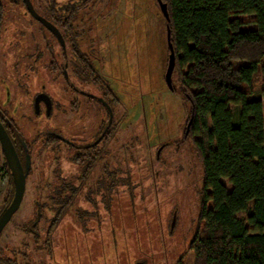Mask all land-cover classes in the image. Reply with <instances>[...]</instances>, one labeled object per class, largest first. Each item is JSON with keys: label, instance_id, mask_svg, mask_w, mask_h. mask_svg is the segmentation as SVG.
I'll use <instances>...</instances> for the list:
<instances>
[{"label": "rangeland", "instance_id": "1", "mask_svg": "<svg viewBox=\"0 0 264 264\" xmlns=\"http://www.w3.org/2000/svg\"><path fill=\"white\" fill-rule=\"evenodd\" d=\"M11 1L3 0L5 13L15 27L20 23L22 7L19 1L18 5L15 2L12 5ZM91 12L85 27L90 28L88 54L121 101L114 115L117 127L104 145V157L95 168L92 184L93 188L98 177L106 174V178L115 173L112 181H104L107 190L115 187L114 191L104 194L105 200L111 201V211L105 212L104 228L97 235L82 233L69 216L62 219L51 235L52 251L36 255L37 264H135L145 258L136 253L141 245L153 244L162 236L170 264H176L180 258H184L182 264H194L195 255L189 251V245L195 236L203 197V165L192 140L185 135L191 105L180 92L171 91L165 81L168 54L164 16L157 0H103L98 9ZM7 17L0 32V91L3 95L9 86L16 92L15 66L23 57L20 48L10 47L11 40L19 35L11 32V28L8 31ZM248 19L252 21L253 17L248 16ZM23 45L24 51L29 49V45ZM173 78L175 82V76ZM175 85L179 87L177 82ZM0 103L2 108L18 107L14 96ZM23 115L18 113L13 117L30 140L38 127L32 120L34 117ZM96 120L90 114L81 125L89 130L97 124ZM37 122L42 123L43 118H37ZM70 133L66 136H77L75 131ZM48 152L40 143L32 148L33 161L25 197L0 236V248L27 240L19 227L32 219L36 201L50 202L49 189L55 181L52 173L56 166ZM59 166L63 172L74 168L66 159ZM224 183L232 188L226 180ZM8 186L9 176L3 171L0 207ZM86 198L82 193L78 199L85 202ZM24 248L29 254H36L33 243ZM164 257L162 254V259Z\"/></svg>", "mask_w": 264, "mask_h": 264}, {"label": "trees", "instance_id": "2", "mask_svg": "<svg viewBox=\"0 0 264 264\" xmlns=\"http://www.w3.org/2000/svg\"><path fill=\"white\" fill-rule=\"evenodd\" d=\"M162 1L176 56L173 91L191 105L185 135L203 165L194 264H264V0ZM4 7L0 0V32ZM3 171L0 214L14 196L0 144V182Z\"/></svg>", "mask_w": 264, "mask_h": 264}, {"label": "flooded vegetation", "instance_id": "3", "mask_svg": "<svg viewBox=\"0 0 264 264\" xmlns=\"http://www.w3.org/2000/svg\"><path fill=\"white\" fill-rule=\"evenodd\" d=\"M18 1L22 7L20 23L14 27L6 13L4 18L10 21L8 31L11 28V32L19 35L11 40L10 47L16 45L20 48L23 57L15 66L16 92L11 86L4 95L0 91V102L10 101L14 96L18 107L2 108L0 103V118L7 123L9 136L23 165L28 156L32 164L35 144L40 143L49 149L47 155L56 166L52 173L56 182L53 181L49 189L50 202L36 201L32 219L19 227L27 240L19 245L5 244L0 248V264H37L38 254L52 251V232L65 217L69 216L72 222H76L82 233L97 235L104 228L105 212L111 211V201H106L104 194L115 190L113 184L110 185L113 188L107 190L108 185H104V181H112L115 173L106 178V174L98 177L93 188L92 184L95 168L104 157V145L117 127L114 115L119 104L115 102V92H109L111 87L88 54L91 49L87 39L90 28L85 27L92 14L90 11L98 9L103 0H30L35 15L29 10L26 0H12L11 4L15 2L18 5ZM3 4L5 6V2ZM23 43L29 45L28 50L22 49ZM90 60L95 71L90 68ZM18 113L23 117H34L32 120L38 129L30 140L23 134L26 130L18 127L15 121ZM90 114L97 119V124L85 130L81 124ZM39 117L43 118L42 123L37 122ZM48 119L53 121L52 124L47 123ZM71 131H75L77 136H66L71 135ZM65 159L74 168L63 172L59 165ZM82 193L87 197L85 202L78 199ZM32 243L35 255L24 248ZM164 244V236L153 244H142L136 253L143 254L145 258L135 264H170ZM183 260L180 258L176 264H182Z\"/></svg>", "mask_w": 264, "mask_h": 264}, {"label": "water", "instance_id": "4", "mask_svg": "<svg viewBox=\"0 0 264 264\" xmlns=\"http://www.w3.org/2000/svg\"><path fill=\"white\" fill-rule=\"evenodd\" d=\"M159 8L167 23L170 21L168 6L162 0H157ZM29 10L35 15L30 0H26ZM167 46L169 49L167 69L165 72V81L168 88L173 91V73L175 68L176 56L173 44L171 43V30L169 25L166 26ZM0 144L5 156L6 163L8 164L10 174L14 183V196L11 203L0 214V234L10 223L13 216L20 209L24 195L26 192L27 179L30 172L31 157L28 156L25 165L22 164L16 147L9 136L5 126L0 120Z\"/></svg>", "mask_w": 264, "mask_h": 264}]
</instances>
